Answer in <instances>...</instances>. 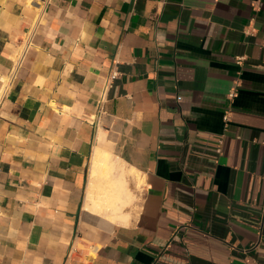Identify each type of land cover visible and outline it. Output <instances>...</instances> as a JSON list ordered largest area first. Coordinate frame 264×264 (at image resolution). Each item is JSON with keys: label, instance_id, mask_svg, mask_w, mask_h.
I'll return each instance as SVG.
<instances>
[{"label": "crops", "instance_id": "1", "mask_svg": "<svg viewBox=\"0 0 264 264\" xmlns=\"http://www.w3.org/2000/svg\"><path fill=\"white\" fill-rule=\"evenodd\" d=\"M255 1L0 0V264H264Z\"/></svg>", "mask_w": 264, "mask_h": 264}, {"label": "bare ground", "instance_id": "2", "mask_svg": "<svg viewBox=\"0 0 264 264\" xmlns=\"http://www.w3.org/2000/svg\"><path fill=\"white\" fill-rule=\"evenodd\" d=\"M103 147V148H102ZM107 143H106V139H105V133L103 131L100 130V132L98 133L97 136V144L94 147V151H93V158L94 161H99L102 160L103 163H106L107 165H110V161L113 157V154L111 151H109L107 149ZM125 165L124 164H119L118 166L115 164H111L110 165V169L113 172L115 169H117L121 174H124L125 172ZM134 172H136V170H133ZM107 207L110 209L112 207H114L116 204L115 203H107L106 204ZM121 218V216H119V219Z\"/></svg>", "mask_w": 264, "mask_h": 264}, {"label": "built area", "instance_id": "3", "mask_svg": "<svg viewBox=\"0 0 264 264\" xmlns=\"http://www.w3.org/2000/svg\"><path fill=\"white\" fill-rule=\"evenodd\" d=\"M49 2H51V0H44V5H47ZM257 2H258V0L254 2V5L255 6H256ZM31 44H32V37L28 38V40H27L26 47H25L26 50L29 48V46ZM116 76H117V73H114L113 74V78L116 77ZM2 83H3V86H2V89L0 91V110H1V108L3 106V104H4V101H5L6 97H7V93L9 91L8 90L9 89L8 88V84L6 83V80L5 81H2ZM236 95H237V90L236 89H234V90H232V91H230L228 93V96L231 99H234L236 97ZM231 116H232L231 109H228L227 111H225V113L223 115V120H224V122L226 124L230 123Z\"/></svg>", "mask_w": 264, "mask_h": 264}, {"label": "rangeland", "instance_id": "4", "mask_svg": "<svg viewBox=\"0 0 264 264\" xmlns=\"http://www.w3.org/2000/svg\"><path fill=\"white\" fill-rule=\"evenodd\" d=\"M108 147L111 149L113 147L112 142H109Z\"/></svg>", "mask_w": 264, "mask_h": 264}]
</instances>
